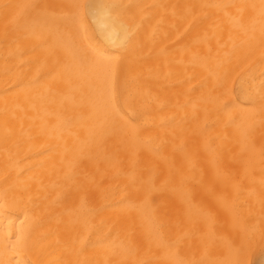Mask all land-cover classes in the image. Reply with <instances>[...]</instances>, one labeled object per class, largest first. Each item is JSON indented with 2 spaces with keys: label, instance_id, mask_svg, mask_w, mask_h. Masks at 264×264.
<instances>
[{
  "label": "bare ground",
  "instance_id": "1",
  "mask_svg": "<svg viewBox=\"0 0 264 264\" xmlns=\"http://www.w3.org/2000/svg\"><path fill=\"white\" fill-rule=\"evenodd\" d=\"M264 264V0H0V264Z\"/></svg>",
  "mask_w": 264,
  "mask_h": 264
},
{
  "label": "rangeland",
  "instance_id": "2",
  "mask_svg": "<svg viewBox=\"0 0 264 264\" xmlns=\"http://www.w3.org/2000/svg\"><path fill=\"white\" fill-rule=\"evenodd\" d=\"M250 264H256V261L252 258V259L250 260Z\"/></svg>",
  "mask_w": 264,
  "mask_h": 264
}]
</instances>
